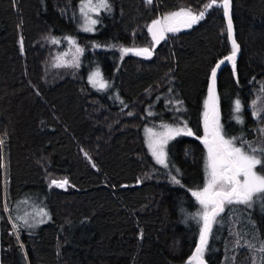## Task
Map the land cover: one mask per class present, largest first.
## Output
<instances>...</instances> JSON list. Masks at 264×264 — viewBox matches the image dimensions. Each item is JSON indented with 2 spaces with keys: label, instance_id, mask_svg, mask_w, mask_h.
Instances as JSON below:
<instances>
[{
  "label": "trees",
  "instance_id": "1",
  "mask_svg": "<svg viewBox=\"0 0 264 264\" xmlns=\"http://www.w3.org/2000/svg\"><path fill=\"white\" fill-rule=\"evenodd\" d=\"M80 1L0 0V264H186L199 242L201 206L190 189L205 182L206 148L197 138L204 136V101L211 69L231 51L223 9L168 33L151 58H122L120 46H152V20L181 8L198 13L210 0H109L95 33L79 30ZM231 19L239 52L235 73L230 62L217 71L219 120L226 138L260 147L264 0H231ZM70 36L83 49L79 62L59 63ZM97 69L105 91L88 80ZM237 99L242 124L234 119ZM179 121L195 135L168 142L164 167L149 152L145 130ZM64 178L65 187L50 186ZM33 194L49 214L34 231L16 225L8 207ZM261 240L264 204L226 205L204 260L253 264L264 253L245 242L259 249Z\"/></svg>",
  "mask_w": 264,
  "mask_h": 264
},
{
  "label": "snow or ice",
  "instance_id": "2",
  "mask_svg": "<svg viewBox=\"0 0 264 264\" xmlns=\"http://www.w3.org/2000/svg\"><path fill=\"white\" fill-rule=\"evenodd\" d=\"M147 4H151L153 0H145ZM214 7L222 8L223 15L226 20V35L231 44L230 54L219 61L212 69L208 84V96L204 101L203 111V128L204 136L197 137L204 144L207 155L205 163V183L202 188L191 190V195L201 206V211L195 214L200 222L199 242L196 244L195 250L188 258L186 264H205L204 254L208 246L209 235L212 227L220 214L225 210L226 205L244 204L251 207L252 202L259 201L264 204V145L260 147H252L251 142L245 141L242 137L226 138L227 133L224 132L223 126L219 120L218 98L216 95V77L217 70L226 62H230L235 73L236 59L239 52V45L234 38V29L231 19V0H210L206 3L202 10L194 13L191 9L181 8L179 11L165 14L162 18L154 19L147 26L148 32L152 36L151 47H124L120 46L121 57L128 53L144 58H151L155 45L165 39L166 33H175L182 28H191L199 23ZM101 9L111 10L109 0H81L80 13L84 17L83 30L92 32L94 26L99 23L98 19H94L91 13H99ZM70 44L75 45V41L71 37H65ZM53 42H58L52 38ZM100 47V45H94ZM115 47V45H109ZM83 49L79 46L75 47L73 61L67 62L72 64ZM89 81L99 88L108 87L106 81L103 80L99 69L91 73L88 77ZM264 92V88L261 89ZM176 101V104H181ZM182 109H177L181 111ZM234 119L237 123L242 124L243 117L242 104L239 99L234 102ZM132 115V113H129ZM253 117L260 115L259 111L254 110ZM162 132H154L153 129H146L148 133V146L151 149L156 162L164 167L169 166L165 146L170 140L177 136H194L195 133L187 126V121H179L175 126L163 124ZM259 132L264 135V128H260ZM4 143L0 139V145ZM239 143L240 146H236ZM247 146V147H246ZM87 156V153H85ZM95 167V165H93ZM174 167V166H173ZM260 171H257V169ZM6 164L3 152L0 151V169H5ZM179 174V169H176ZM172 182L180 184L181 181L176 175L171 176ZM140 181L138 180L137 183ZM65 187L68 185L67 178L63 180H52L50 186ZM5 210L7 208L5 207ZM43 215H47L43 209L39 210ZM27 215V214H26ZM23 219L24 225L31 228L34 224H30L25 217H17ZM40 220L39 223H43ZM15 228L16 225L14 224ZM246 246L252 251L264 253V240L260 241L259 249L252 242H245ZM239 245V241H237ZM253 264H264V255H261L259 261L253 257Z\"/></svg>",
  "mask_w": 264,
  "mask_h": 264
},
{
  "label": "rangeland",
  "instance_id": "3",
  "mask_svg": "<svg viewBox=\"0 0 264 264\" xmlns=\"http://www.w3.org/2000/svg\"><path fill=\"white\" fill-rule=\"evenodd\" d=\"M93 2L95 3V0H93ZM80 5H81V1L80 3L78 4V15H79V30L81 32H85V33H95L97 30H96V25L94 26L95 30L92 31V32H86L83 30V26H84V17L82 16V14L80 13ZM109 10H105V9H101L99 11V13H91L92 17L94 19H98V16L101 15L102 13H108ZM179 11V10H177ZM175 12V11H174ZM168 14V13H167ZM164 16V15H163ZM162 16V17H163ZM161 17V18H162ZM158 19V18H157ZM187 28H182L181 30H185ZM168 33L165 34V36L167 35ZM74 41H75V38L74 36H70ZM66 45L65 47L63 48L62 51H59L57 52L58 54H61V57L59 59V63H65V64H68L67 62L69 61H73V58H74V53H75V47L76 46H79L81 49V45L79 43H77L75 41V45L73 44H70L68 42V40L66 39ZM83 52V51H82ZM81 52V53H82ZM81 53L76 56L75 58V61L72 63V64H75V63H78L79 62V59H80V55ZM96 71V70H94ZM94 71H92L91 73H93ZM90 73V74H91ZM101 73V72H100ZM102 76V74H101ZM103 78V76H102ZM89 80V79H88ZM104 81H106L104 78H103ZM90 82V81H89ZM107 82V81H106ZM90 84L96 88L97 90H100V91H105L107 90L108 87H105L103 89L99 88L98 86H94L91 82ZM108 84V82H107ZM113 99L116 101V102H122L121 100V96L119 95H114L113 96ZM161 125L163 124H158L157 126H151V127H147V129L151 128L153 129L154 132H162L164 131V129L161 127ZM145 143H146V146L149 150V152L151 153L152 155V152H151V149L149 148L148 146V133L147 131L145 130ZM165 151L167 153V145L165 146ZM206 155H207V150H206ZM153 156V155H152ZM154 158V157H153ZM155 159V158H154ZM156 161V159H155ZM206 163V161H205ZM205 183V182H204ZM2 184V182H1ZM2 193L4 194L3 190H2ZM8 207H9V210H10V214H11V217H12V220L14 221V223L16 225H19L23 228H27L29 230H36L41 224L45 223L46 221L49 220V214H48V211L46 209V206L43 204L42 202V198L37 194H33V195H30V196H21L20 198H17L16 200L10 202L8 204ZM40 209H43L44 212L47 213V215H43L42 213H40ZM27 214V215H26ZM17 217H25L28 222L30 224H34V227H27L26 225H24V222H23V219H17ZM40 220H43L44 222L43 223H39ZM229 264H233L232 262H230Z\"/></svg>",
  "mask_w": 264,
  "mask_h": 264
},
{
  "label": "water",
  "instance_id": "4",
  "mask_svg": "<svg viewBox=\"0 0 264 264\" xmlns=\"http://www.w3.org/2000/svg\"><path fill=\"white\" fill-rule=\"evenodd\" d=\"M18 42H19V48H20L21 51L23 52V47H22V42H21V36H20V35L18 36ZM222 59H223V58H222ZM222 59H220L219 61H221ZM219 61H218V62H219ZM218 62H217V63H218ZM217 63H216V64H217ZM226 63H227V62H226ZM216 64H215V65H216ZM221 66H222V65H221ZM217 71H218V70H217ZM86 161H87V163H88L90 166H92V168H94L93 165H92V162L90 161V159H89L87 156H86ZM194 250H195V249H194ZM205 264H207L206 261H205Z\"/></svg>",
  "mask_w": 264,
  "mask_h": 264
}]
</instances>
